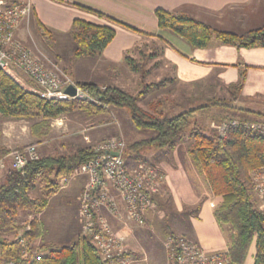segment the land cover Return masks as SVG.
<instances>
[{
	"label": "trees",
	"instance_id": "obj_1",
	"mask_svg": "<svg viewBox=\"0 0 264 264\" xmlns=\"http://www.w3.org/2000/svg\"><path fill=\"white\" fill-rule=\"evenodd\" d=\"M52 1L63 3L62 0ZM74 6L112 25L132 30L129 26L96 11ZM154 15L160 30L172 32L194 49H204L212 40L238 49L264 48V25L242 35H235L216 31L182 14L156 9ZM38 32L44 39L51 37L50 33L40 26ZM69 36L73 49L68 54V60L72 63L82 58L99 57L114 39L115 31L108 25H97L75 19ZM1 50L3 49L0 48ZM158 52L156 50L155 55L148 57H156ZM125 63L131 72L140 75V80L143 82L147 73L143 69V64L135 62L130 57L125 58ZM245 78L246 70L240 69L237 83L226 87L229 100L212 99L197 108L186 109L174 106L168 110L160 109L161 104L157 101L150 104L152 111L147 112L138 105V100L144 91L134 97L113 86L99 87L90 83H77V88L86 100H44L36 93L22 87L7 73L0 71V114L20 120L33 118L54 120L78 108L89 114L103 113L108 107L124 109L136 129L154 134L147 140L129 146V150L134 153L148 149L172 148L185 132H189L191 142L187 153L204 175L212 195L220 200L219 207L213 213L214 219L220 227H228L231 231L230 244L225 257L230 264H244L250 248L254 246L253 264H264V214L252 198L251 182V173L264 169V135H255L242 126L249 122H264V115L241 110L254 115L256 120L250 121L232 116L227 119L226 124H222V121L217 119L216 123L219 126L221 124L226 126L223 132L205 131L204 127L192 121L196 115L207 116L213 109L234 110L232 104L236 102ZM162 82L158 85H145L144 90L158 88L164 84ZM231 123L240 125L234 127ZM9 153L7 149H0V156ZM94 158V150L84 148L67 156L39 157L27 163L21 172L7 171L0 185V263L106 264L100 259L92 243L94 233H103L93 211L92 229L72 244L62 247L38 245L37 241L42 237L43 232L35 217L29 222L28 230L18 224L19 213L40 214L46 208L49 198L59 191V182L71 177L76 170L90 163ZM36 184H40L39 198L30 196ZM18 232H22L23 243L16 240L18 237L8 238L9 235ZM169 236L180 238L173 234ZM24 253L27 255L26 259L22 258ZM34 255L42 256L39 260H35Z\"/></svg>",
	"mask_w": 264,
	"mask_h": 264
},
{
	"label": "crops",
	"instance_id": "obj_2",
	"mask_svg": "<svg viewBox=\"0 0 264 264\" xmlns=\"http://www.w3.org/2000/svg\"><path fill=\"white\" fill-rule=\"evenodd\" d=\"M62 1L63 3L61 4L52 0L24 1L29 2L32 6V15L29 19L30 22L35 24L37 30L38 26H40L49 32L51 38L58 44L66 40H68V42L71 41L66 31L69 33L72 22L75 19L97 25H108L115 31L114 39L99 57L94 59L82 58L71 63L69 73L74 83H90L99 87L113 86L111 83H119L122 81L124 74L133 76V73L126 67L125 58L131 57L133 51L144 42L153 41L158 45L157 50L159 51V54L155 58H152L157 60L154 64L161 62L164 65L170 66L173 82L178 85L189 86L190 94L194 95L195 98L207 99L208 90L211 91L213 89H221L226 93V87L237 83L240 69H245L246 78L242 90L236 102L232 104L234 110L230 111L234 112L235 115L237 114L236 117L239 119L247 120H253L255 116L244 113L242 112L243 110L253 114L264 115V48L238 49L232 46L221 45L215 40H212L206 48L194 49L185 40L179 38L172 32L160 30L157 27V21L154 15L156 9H161L169 13L186 15L194 21L207 25L216 31L242 35L264 25V0ZM74 5L96 11L110 19L129 26L132 30L112 25L106 20L78 9ZM5 6L9 5L5 4ZM29 20L23 21L17 29L16 38L19 41L24 39L21 36H23L25 25L29 24ZM64 31L65 33L63 34ZM53 32L58 33L56 38L51 34ZM21 43L23 42L21 41ZM194 105L195 106L190 108H197V105L200 107L204 104L200 105V103L198 104L195 101ZM148 134L149 138L154 136V134ZM165 150L166 151L161 152L167 153L166 156H169L170 160H173V154L179 156L177 158L178 160L183 158L184 160L186 158L187 162L190 160L188 153H185L183 156V153L178 154L176 150H174L173 153L170 148H166ZM170 153H172V155H168ZM5 168L7 169H3L2 171L10 170L9 166ZM187 171L184 168L181 170L183 174L181 181L179 177L173 178L172 181L170 174L167 173L165 175V180L172 189L171 206L176 213L178 215L182 214L181 212L184 207H187L186 205H191L189 202H191L193 198L196 199V197H194L196 195V185L198 188L204 189H206L205 186H207L208 195H205L204 199L201 201L196 217L187 219V228H184L185 232L180 236L187 241L198 244L208 254L226 253L230 244V238L227 239L225 237L223 228L216 223L213 216L214 211L220 205V200L212 195L202 172L198 171L200 173L199 175L195 170ZM190 173L195 175L198 180H192ZM82 180L83 178L75 181L73 180L67 185L68 189L66 191L70 190V192H65L63 195L67 200L75 202L76 196L85 186V180ZM110 190L112 196H114V191L112 189ZM156 198L157 196L153 199V207L146 213L145 224L148 223L152 225V222H156L153 214ZM50 200L51 198L46 208L50 206ZM185 201L188 203H184ZM115 202L117 207L114 212H105L103 208H99L95 216L97 214L98 219L100 218L99 216H101L104 217L103 219L107 222L110 219L116 223L119 222L122 215H124L128 221H132L118 198ZM57 208L59 207L57 206ZM75 210H77L76 207ZM165 222L164 220V223ZM40 225L42 229H44L43 223ZM170 234L172 233L167 230V235ZM127 238L130 241H135V244L139 245V247H141L140 245H143L144 242H147V246L149 242L159 246L158 242L161 241L160 237H145L142 239L139 235L135 234H128ZM41 239L42 240L38 241L39 244L44 243L43 240L45 239L43 238V233ZM138 242H140V244ZM251 249L253 250V264V257L255 254L254 246H252L250 250ZM143 254L145 255L144 260L138 262L139 264H170L168 256L161 245L158 249L156 248L155 253L151 254L150 251L146 249L143 251ZM244 264H246V260Z\"/></svg>",
	"mask_w": 264,
	"mask_h": 264
},
{
	"label": "rangeland",
	"instance_id": "obj_3",
	"mask_svg": "<svg viewBox=\"0 0 264 264\" xmlns=\"http://www.w3.org/2000/svg\"><path fill=\"white\" fill-rule=\"evenodd\" d=\"M2 1L7 5H13L22 3L26 0ZM28 23L29 24L25 25V30L23 29V36H21L24 39H21L20 42L22 41L23 45L42 53L45 58V63L54 72H56L62 80L68 79L72 83H74L70 77L69 71L71 68V63L68 60V54L72 50V42H68V40H66L58 44L51 37L44 39L42 36H40L37 27H35V24L30 22V20ZM64 33L65 31L63 32V34ZM66 33L69 35L68 31H66ZM51 34L54 36V38H56V35H58V33L54 32ZM157 47L158 45L153 41L144 42L131 54L130 58L135 60V62L137 63H142L144 71H147L144 76L143 82L140 80V75L138 73L136 74L132 72L133 76L124 74V78L122 81H120L119 83H111L113 87H117L134 97H136L139 92L144 91V94L140 96L138 100V105L143 111H152L150 108V104H154L157 101H159L161 104L160 109L164 108L168 110L174 106H180L181 108L188 109L192 106H195V101L198 104L200 103V105H205L207 101H211L212 99H230L227 93L223 92L221 89H213L211 91L208 90L207 99H202L199 97L195 98L194 95L190 94L189 86L178 85L173 82L171 78L172 71L170 66L164 65L161 62H157L159 65L154 64L157 60H154L152 58H154L155 56H152L150 58L148 57L150 55H155ZM7 74L11 76L15 81H17L22 87L32 91L33 83L20 70L12 68ZM161 82L164 84L162 86H159L158 88L152 87L148 90H144L145 85H158ZM74 84L76 85V83ZM198 106L199 105H197L196 107ZM236 115L230 110L227 111L224 109H213L211 113H209V115H196L195 118L192 119V121H195L198 125L204 127L205 131H220L223 127L222 124H226L228 118ZM217 119H220L222 121V124L220 126L216 123ZM252 123L260 124L264 122L255 121L249 122L248 124ZM148 133H150V135L153 134L150 131L138 130L132 125L128 112L126 110L113 107H108L104 110L103 113L99 114H89L86 111L78 108L71 113H68L54 120H45L41 118L20 120L8 118L0 114V147L1 149H8V151L10 152L9 154H7L9 156L6 155L7 157H0V159H3L4 164L3 168L0 169V185L3 183V180L5 179V175L7 173V171L2 170L7 169L5 167H10L11 155L17 151H20L19 149L23 150L27 147H34L36 150V155L39 158L56 155L67 156L74 154L75 152L84 148H92L94 150L95 147L100 146L104 143L112 141H115L117 143L121 142L123 144L121 156L123 163L125 164V167L127 169L135 170L139 166H142L143 169L151 170L153 174L158 178V192L153 195V199L157 196L155 209L153 211L156 222H152V225L147 223L143 226H140L129 216L128 217L133 222L128 221L124 215H122L119 222H116L117 224L110 219L107 222L103 219L104 217L101 216H99V219L97 218V221L99 225L101 222H103L109 233L117 236L120 240L118 242L120 243V245L117 246L116 244V246L114 247V254L117 253L115 255H119L116 250L122 251L123 253L120 256H116V258L119 260L118 263H120L121 260H124V258H127L129 262L125 264L138 263L141 260H144V250L148 249L150 253L153 254L155 253L156 248L158 249L160 245L167 255L165 246L166 239L169 236L167 235V230L176 237H181L184 234L185 229L187 228V219L195 218L196 214H198V209L201 201L204 199L205 195H208V187L205 186L206 189H204L200 187L198 188V186L196 185V195L194 196L196 197V199L193 198V201L191 200V202H189L191 203V205H186L187 207H184L183 211L181 212L182 214L178 215L174 208H172L171 206L172 189L170 186H168V183L165 180V175L167 173L170 174V178L172 179V181L173 178L177 177H179L181 181V177L183 176L181 170L183 168L186 169V171H201L198 165L193 162L190 156V160L187 162L186 158L185 160L184 158L178 160L177 158L179 156L177 154H173V160H170V157L166 156L167 153L161 152L166 151L165 149H148L140 151L139 153H134L133 151L129 150V146L149 139ZM190 142L191 139L189 137V132H185L177 140L175 145L170 149L172 153L174 152V150H176L178 154L183 153L184 156L188 151ZM172 153L168 155H172ZM190 175L192 176V180H198L195 175H192L191 173ZM81 178L85 180L84 188L80 190V193L76 196L75 202L67 200L63 196L65 192H70V190L66 191L68 189L67 185H69L71 181H75ZM88 182L89 180L86 173L80 171V169L76 170L71 177L62 179L59 182V191L54 195L55 197H50L51 204L49 207L44 209L45 212L43 210L38 215H34L28 212L19 213V226L24 229L30 228L29 222L32 220V218L35 217V219L40 224L43 223L45 229L44 231V229H42L41 227L43 238L45 239L43 240V244L53 245L55 247L70 245L77 238L85 236V234L88 233V230H86V224L85 219L82 215V209L84 204L83 195H85V189L87 188ZM39 187L40 184H36L35 190L30 193L31 197H40ZM114 193L115 195L112 196L111 190L109 191V196L113 199L115 204L113 207L101 206L96 209H91L93 213H97V210L99 208H103L105 212H114L117 207L115 202L117 198L123 204L127 213L125 203L122 201L120 195H118L115 191ZM252 198L259 209L257 198L253 195V193ZM186 202L187 201H185L184 203ZM57 206L59 208H57ZM75 207L77 208V210H75ZM96 217H98L97 214ZM164 220L166 221L165 223ZM223 231L225 237L229 239L231 232L230 229L228 227H223ZM21 234L22 232H18L14 235H9L8 238L14 239L20 237ZM128 234L139 235L142 239H144L145 237H160L161 241H159L160 243L158 242L159 246H156L150 242L147 246V242H144L143 245H140L141 247H139V245L135 244V241L128 240ZM41 238L39 240H42ZM138 243L140 244V242ZM93 245L95 246L94 243ZM95 248L97 250V254H99L96 246ZM252 254L253 250L251 249L246 259V264H252ZM139 257L142 259H140Z\"/></svg>",
	"mask_w": 264,
	"mask_h": 264
},
{
	"label": "built area",
	"instance_id": "obj_4",
	"mask_svg": "<svg viewBox=\"0 0 264 264\" xmlns=\"http://www.w3.org/2000/svg\"><path fill=\"white\" fill-rule=\"evenodd\" d=\"M32 15V6L29 2H22L5 6L0 0V71L9 73L12 68L20 70L33 83L32 92L44 100L70 101L84 99V95L70 80H62L46 63L45 58L39 51H35L23 45L16 39V32L23 21H28ZM74 86L76 94L71 97L65 94L68 86ZM231 123V126H239ZM242 126L249 129L253 134L264 135V123L248 124ZM225 125L220 132L225 130ZM123 144L115 141L101 144L94 148L95 158L80 168L88 176V185L83 195L82 215L85 219L86 230L93 227L92 210L98 207H113L114 201L109 196L112 188L125 203L128 216L138 225L143 226L146 221V213L153 207V195L158 192V178L151 170L139 166L135 170L125 167L122 160ZM34 147H27L11 155L10 170L21 172L31 161L37 160ZM4 166L0 159V169ZM160 180V179H159ZM253 185L252 193L257 198L259 210L264 214V169L251 173ZM111 188H110V186ZM102 234L94 233L92 241L97 247L100 259L106 264L129 263L127 258L119 260L122 251L114 254V247L119 246L117 236L109 233L104 223H100ZM27 230L29 228H26ZM23 243L22 237H18ZM166 250L170 264H230L225 257L226 253L208 254L198 244L183 238L168 236ZM42 255H34L39 260ZM23 259L27 258L24 253ZM0 264H13L12 262Z\"/></svg>",
	"mask_w": 264,
	"mask_h": 264
},
{
	"label": "water",
	"instance_id": "obj_5",
	"mask_svg": "<svg viewBox=\"0 0 264 264\" xmlns=\"http://www.w3.org/2000/svg\"><path fill=\"white\" fill-rule=\"evenodd\" d=\"M65 94L71 96V97H74L75 94H76V89L74 86H68L66 89H65Z\"/></svg>",
	"mask_w": 264,
	"mask_h": 264
}]
</instances>
